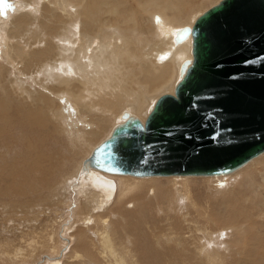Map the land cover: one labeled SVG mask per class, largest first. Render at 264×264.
<instances>
[{
  "label": "bare ground",
  "instance_id": "6f19581e",
  "mask_svg": "<svg viewBox=\"0 0 264 264\" xmlns=\"http://www.w3.org/2000/svg\"><path fill=\"white\" fill-rule=\"evenodd\" d=\"M121 1L17 0L13 1L15 6L10 7L8 12L4 10L5 4L0 1V46L4 42L1 32L7 36V46L11 48L29 40L32 42L36 36H41L33 46L22 47L21 51H11L16 67L23 63L27 65L29 58L43 60L49 53L44 60L46 66L35 72L32 77L39 79L41 91L52 97L54 95L46 88L57 94H65L60 89L67 86L72 79L78 80L81 86L78 95L58 99L64 109L66 122L57 107L52 110V115L59 119L60 128L57 127L58 122L55 119L47 123L41 119L39 126L35 121L27 122V128L20 134L16 124L14 128L19 136L7 145L4 136L7 131L5 121L12 122V119L8 111L3 116L0 115V151L8 158L10 149L18 143L22 144L21 150L14 153L9 162L0 166V192L8 190L11 196L16 195L15 200L23 198L26 191L28 197L31 196L30 201H36V198L33 199L35 196H49V200H44L39 205L44 204V210H48L51 208L48 207L51 202L55 207L50 210L54 214L55 226L46 228L47 226L42 227V224L35 223L39 219L38 216L42 215V205L32 207L38 219L31 221V227L27 225L21 230H16L11 226L9 230L6 229V235H12L19 243L3 236V241L0 240L1 262L20 264L25 261L24 257L31 258L53 250L58 239L57 228L61 222L59 219H65V209L60 207L70 204L72 199L68 196L71 190L76 198L75 204L72 205L75 207L73 222L65 230L72 242L66 256L68 260L65 258L63 263L56 261L48 264H264V222L262 223L263 219L259 215L264 211V152L230 173L215 176H133L125 173H106L85 163L93 150L110 136L114 127L124 122V112L144 124L160 96L174 95V88L181 78V65L192 60L191 36L177 43L176 33L183 26L191 28L196 18L204 12H200L201 4H196L195 0H190V9L182 3L184 0H170L171 4H163L161 9L155 4L156 0H143L140 2L143 13L129 16L132 12L130 10L126 16L128 5H123ZM210 1L213 3L214 0ZM33 3L40 9L39 17L32 15L30 4ZM57 3L61 9L52 16L47 15L48 11L54 12ZM115 3L118 8L116 18L110 12ZM65 5L66 8H71V5L77 7L72 20H68L70 17L65 13ZM109 20L111 23L107 25ZM44 21H48L50 25L45 26ZM101 24L106 26V29H101L106 35L104 42L97 44L95 39L101 34L95 36V32L100 30ZM64 29L67 32L72 31L73 35L68 34L63 45L60 42L53 44L48 37L45 40L46 35H57ZM41 30L45 31V35ZM76 32L85 35L79 37ZM57 44L63 47L56 46ZM135 47L140 53L137 59L132 54ZM127 54L132 55L131 58L127 56L130 61H137V74H134V71L126 74ZM1 63L0 60V71L11 75L13 86L18 85L19 89L16 87L15 92L20 94L21 100L26 88L22 87L24 82L20 81L18 70ZM122 73L126 75L123 76ZM126 77L132 86L139 87L138 90L133 91L130 87L126 89V81H121ZM96 82L100 86L104 85L105 90L109 89L110 84H117L115 89H111L115 90L114 94H117L116 90L119 91L123 85L124 91L118 93L119 97L104 95V102L100 106L85 104L86 106L82 107V96L86 94L91 98V95L99 90ZM161 84L163 87L158 92L154 89L155 94H150V89ZM93 87L98 90L94 91ZM36 88L31 87L29 91L34 101V95L38 94L39 90ZM13 92L10 91L12 98ZM69 99L72 101L71 112L66 104ZM49 104L50 107L53 106V102L49 101ZM140 107L142 111L138 114ZM78 110L87 111V118L79 116L84 122L81 123V133H85L89 146L78 143L76 149L68 142L71 149H68L71 151L69 154L74 157L71 160L60 156L58 152H48V147L43 143L49 138L53 143H57L62 136L70 139L76 134L78 140L77 137L81 134H77L75 130L72 134L68 127L72 125L77 128L80 124H74L73 121ZM18 112L23 119L25 109L22 101L18 105ZM28 114L35 115L36 111H28ZM97 114L101 116H88ZM26 120L29 121L28 118ZM51 125L53 128L49 130ZM66 126L68 129H65ZM24 136H28L26 141L23 140ZM101 137L103 138L100 140ZM39 146L46 150L41 155V159L46 160L45 163L36 161ZM62 155L65 156L64 153ZM81 155H84V158L78 157ZM67 162L70 166L76 163L70 173H67L70 167L62 166ZM50 166L54 168L48 176ZM55 169L58 170L59 176L54 173ZM25 176L26 179H23ZM198 179H201V183L199 182V188L195 189L189 180L197 182ZM43 181L45 184L47 181L55 182L47 184V189L42 190ZM159 181H162L164 186L159 184ZM44 193L47 195L44 196ZM118 207L120 209L116 210ZM107 218H113L115 223H109ZM246 224L256 225L257 231L252 230L253 234L247 236ZM42 230H46L44 235ZM35 231L37 232L34 233ZM237 235H241V241L247 239V250L238 258V251L234 249V258L230 254V246L236 243L232 238Z\"/></svg>",
  "mask_w": 264,
  "mask_h": 264
},
{
  "label": "water",
  "instance_id": "95a60500",
  "mask_svg": "<svg viewBox=\"0 0 264 264\" xmlns=\"http://www.w3.org/2000/svg\"><path fill=\"white\" fill-rule=\"evenodd\" d=\"M192 60L144 124L124 122L86 159L133 176H215L264 152V0H220L175 36Z\"/></svg>",
  "mask_w": 264,
  "mask_h": 264
},
{
  "label": "rangeland",
  "instance_id": "374dc122",
  "mask_svg": "<svg viewBox=\"0 0 264 264\" xmlns=\"http://www.w3.org/2000/svg\"><path fill=\"white\" fill-rule=\"evenodd\" d=\"M0 1L5 4L6 8L4 10L6 12H8V9L10 7H14L15 6L14 3H13V1H17V0H12V1L0 0ZM141 1H143V0H133V1H131V0H128V1L127 0H122L120 3H124L123 5H125V6L128 5V11H126V16L129 14V11L130 10H132V12L129 14V16L130 15H133L135 13H138V14L143 13V11H142L143 9L141 8L143 6L140 4ZM175 1L181 2L183 0H181V1L180 0H175ZM195 1H196V4H201L200 12H203V11L207 10L208 7L210 8L212 5H214L215 3H217V2H215L216 0H214V1L212 0L213 3L210 0H195ZM70 3H72V1H70ZM166 3H167V5H170L171 4L170 0H156V3L155 4H157L159 6V8L161 9L162 6H163V4H166ZM182 3L185 5V7L187 9H190L191 8L190 0L189 1L188 0H184ZM202 3L204 4V6H203ZM30 6L33 9L32 15H34L36 17H39L40 16V12H39L40 9L37 7V5L33 3V4H30ZM66 6L67 5L64 6L65 13H67L68 18L70 17L68 20H72L74 18V17H72V15L76 14L77 7L75 8L74 6L71 5V8H70V6L68 5L69 7L66 8ZM125 6H122V7H125ZM69 8H70V10H69ZM138 8H140V9H138ZM60 9H61L60 4L57 3L56 4V9L54 10V12L51 13L50 11H48L49 13L47 12L48 13L47 15L52 16L53 14H56L57 11L60 10ZM117 11H118V8H117L116 3H115V5H112L111 8H110V12H111V14H114V17L115 18L118 16L117 15ZM47 20H49V19H47ZM48 23H49L48 21L47 22L44 21V25L45 26L50 25ZM110 23H111V21L109 20L108 23H107V25H109ZM104 25L105 24H101L99 26L100 30L98 29L99 31L96 30V32H95V36L97 34H101V35L97 36L96 39H95V43H97V44L104 42L106 33L103 32V31H101V29H103V30L106 29V26H104ZM51 32L52 31H50V33ZM41 33H43L45 35V31L44 30H41ZM68 34L69 35H73V32L72 31H68L67 32L64 29L60 34H57V35H54V36H47L46 35L45 36V40H47V37H48L52 41L53 44L54 43L56 44V42H60V44L63 45ZM76 34H78L79 37H83L85 35L82 32H80V34L78 32H76ZM1 35L4 38L3 45L0 46V60L2 62L1 64L2 65L3 64H6L8 67L15 68L16 70H18V75L20 76V81H23L24 82V85L22 87L24 89L26 88V93L24 94V96L20 100V94L19 93L17 94L15 92L16 87H17V90L19 89L18 88V85L16 84V87L13 86L14 85V81L11 80V78H10L11 75L9 73H5L6 71H2V70L0 71V115L3 116L7 111L10 112V116L9 117H11L12 122L5 121V123L7 125V131H6L5 135H4L5 138H6V144L7 145H10V143L12 142V140L15 141V138L19 136L18 135V132H17V129L14 128V126L16 124H18V131H19V133L22 132V131H24L27 128V126H25L27 122L35 121V122H37V124L39 126L40 125L39 124V120H41V119L44 120L46 123H47V121H51L52 122L53 119H55V121L58 122L57 127H59V119L58 118H55L56 115L55 116L52 115V110L54 108H56V107H57V110L59 111L60 116L66 122L67 121V118H66V115L63 113V110L64 109L61 107V104L58 101V99H63L65 97H67L68 95H78L80 93V91H81V86H80V82L78 80L72 79L71 82L68 83L67 86L62 87L60 89L62 92H65V94H57V93H55L50 88H46V89H47L48 92H50L51 94H53L54 97H52L50 94L43 93L41 91L42 90L41 89V86L38 84L39 79L38 78H32V77L35 74V72H37L39 70H42L46 66V65L44 66V60H45V58H47L49 56V53H48V55L43 60H37L35 58H29L27 65H25V63H23V64L20 65V67H16V65L14 64V61L15 60H14L13 55H12V52H11L12 50L13 51H21V48L22 47L23 48H26L27 46H33L34 44H36L40 40L41 36H36L37 38L36 39H33L32 42H31V40H29L26 43H20V46H18V47H12L11 48V47H8L7 46V36L4 33H2V32H1ZM61 45H58L57 44L56 46L63 47ZM42 46H44V44H42ZM133 49H135V50H133L135 53L134 52L132 53L133 54V57L135 59H137L139 57L140 53H139L137 47H135ZM119 53H122V52H119ZM37 54L38 53H36L35 56H37ZM129 55L130 54H127L126 55V62H128V63H126V64H128V66H126V67L128 69L125 68V66L123 67V69L124 68L126 69V74L129 71H134V74H137L136 71H138V69H139L138 64H137V61H130L128 59V57L131 58L132 55H130V56ZM132 64H135V66L132 65ZM40 66H42L41 69L39 68ZM132 66H133V69H131ZM4 70H6V69H4ZM126 74L125 73H122L123 76H125ZM117 78H119V77L117 76ZM121 81H126V89H127V87L128 88L130 87L129 89H133V91H135V90H138V88H139V87L136 88V87L132 86L129 82H127V77L125 78V80L122 79ZM117 82H119V81H117ZM84 85H86V84H84ZM96 85L98 86V89L99 90L97 89V87H93V90L94 91H96L95 89L98 90L96 92L97 94L95 93V94H92L91 95V98H93V99H91L90 96H88L86 94L83 95L84 98L82 96V101H81L83 103L82 107H85L86 106L85 104H90L92 107L100 106L104 102V100H103L104 95H106V96H110L111 95L112 97H119L120 95L118 93H121V92L124 91V89H123L124 85L122 86V88H119L120 89L119 91L116 90L117 94H114V91L115 90L114 91L111 90V89H115L117 84L116 85L113 84V86L110 84L109 85V89H107V90H109V92H106L107 90L103 89L104 88V85H101L100 86V85L97 84V82H96ZM31 87H33V88L34 87H37L39 89L38 90V94L34 95L35 101L29 95V91H30V88ZM89 87H91V86H88V88ZM162 87H163V84H161V85H159L157 87H154V88L150 89L149 92H150V94H155V90L158 92ZM129 89L126 90V92L129 91ZM10 91H14L13 92V94H14L13 95V98L10 95ZM38 99H40V100H38ZM21 101H22V106L25 109V117L23 119H21V116L19 115V112H18V105L20 104ZM49 101L53 102V106L52 107H50L51 105L49 104ZM66 104H67V106L69 105L68 106V109H70V110H68V111H70V112L73 111L72 108H71L72 101L70 99L66 102ZM76 105L81 106L78 103H76ZM44 108L46 109L45 112H44ZM65 108H67V107H65ZM138 109L139 110L137 112L139 114V112L142 111V107H140ZM31 110H35L36 111V114L35 115L28 114V111H31ZM77 113L78 114H76V116H74V120L73 121H74V124H77V122H79L80 124L77 125V128H73L72 125H70L68 127H70V132L72 134H73V130H75L77 134H81V135H78V137H77L78 140H76V137H75L76 134H73L72 138H70V139H66L67 136H66V138H64L62 136L63 138L62 137L59 138V142H57V143H53L52 142V139L49 138L47 141H45L43 143L44 146H47L48 147V152H50V153H57L58 152V153H60V156L69 158V160H71V159H74V157L73 156H70L71 154H69L71 152L70 151L71 149H70V147L67 144L68 142L71 145V147H73V148H76V146L78 145V143H80V144L84 143V144H87L88 145V140H87V137H86L85 133H81V132H83L82 131L81 123L83 124L84 122H82V120H80V116H79V115H81L84 118H87V116H85V114L87 113V111H85V110H78ZM13 114H14V116H13ZM88 116H89V118H93V117H97V116L100 117L101 115L100 114H97V115H88ZM27 118L29 119V121L26 120ZM69 118H71V117H69ZM67 125H68V123H67ZM52 126L53 125L50 126V129L49 130H51V128H53ZM0 127H1V124H0ZM65 129H68L67 126H66ZM65 131L68 132L67 130H65ZM102 138L103 137H101L100 140ZM27 139H28V136H24L23 137V140L24 141H26ZM21 148H22V144H20V143L16 144L13 148L10 149V154L8 155L9 156L8 158H7L6 155L3 154V151H0V166H2L5 162H9L8 160H10V158L12 157V155H14V153L20 151ZM68 149H70V150H68ZM45 151L46 150H44L42 146H39L37 148L36 161H38L40 163H45L46 160L45 159H43V160L41 159L42 158L41 157L42 152H45ZM63 153L65 154V156L62 155ZM87 153H88V151H87ZM87 153H86V155H87ZM78 157H80L82 159V158H84V155H81V156H78ZM1 161H3V162H1ZM75 164L73 163L70 166L69 165V162H67V164L64 163V165H62V166L66 167V168L67 167H70V169L67 172V173H70V171L74 169ZM53 168L54 167H51L50 166V172H49L48 176L52 173ZM54 173L57 174V176H59L58 170L55 169L54 170ZM5 174H6V172H5ZM22 178L23 179H26V176L25 177H22ZM200 178H202V177H200ZM164 179H169V178H164ZM220 179H223V177H220ZM239 179H241V178H238V180ZM199 180L201 181V179H198L197 182H195L193 180H191V181L189 180V182L191 184L193 183L194 188L197 189V188H199V186H198V183L200 182ZM52 182H55V181H47L46 184L43 181L42 184H41V189L42 190L45 189V188L47 189V184H50ZM164 182H167V181H164ZM159 184L162 185V181H159ZM1 186H3V185H1ZM27 186H29V185H27ZM162 186H164V185H162ZM27 188H26V190H27ZM28 190H31V189L28 188ZM70 192H69V196L68 197H69V199H72L71 200L72 203L70 202V204L67 203L65 206H61L60 207L62 209H65V212L63 213L65 219L64 220L59 219L61 222H60V227L57 228L58 229L57 230V234H58L57 238L58 239H57L56 245H54L55 247L53 248V250L52 251H46V252H44L42 255H39L40 257L39 256H35V257H31V258L28 257V256L27 257H24L25 258L24 260L26 262L24 261L25 263L24 262L23 263L21 262L20 264H48V263H54L56 261L57 262H60V263H63V262L66 261V259H67L66 256H67V253L69 252V250H70V248L72 246V242L70 240L69 233L66 234L65 230L73 222V215L72 214H73V211H74V208L75 207L72 206V205L75 204V198H76L75 197V193L73 191H71V190H70ZM27 193H28V191H26V193H25L26 195L23 196V198H17L15 200L14 197L16 195L14 197L11 196L10 195V192L8 190L5 191V192H3V193L0 192V240L3 241V236H4L7 239H8V237L11 238V241H14L15 243H19V242H17V240H16L15 237H12V235H9V236L6 235L7 230H9V228L11 226H14V229H16V230H21L22 228H25L27 225H29V227H31L30 226L31 221L33 222L34 220L38 219L37 218L38 215H37L36 212H34L35 209L33 210V208L35 206L41 207L42 205H44V204H41V206H40L39 204L41 202H44V200H49L50 199V198L48 199L49 196H46L44 198H42V197L39 198V197L35 196V197H33V199L36 198V201L35 200L30 201L31 199L29 197H31V196L28 197V194ZM45 195H47V194L44 193V196ZM45 207H46L45 205L43 207H41L43 209V210H40L41 213H42V215L40 214V216H38L39 219L36 222L35 221L34 222L35 223H38V224H42V227H46L47 226L46 228H50L52 226H55V223L53 221L54 214H52V211H50L51 208H55V207L52 206L51 202L48 205V207H51V208H48V210H44ZM120 208H122V206H120ZM120 208L118 207L116 210H119ZM259 215H261V219H263L262 220V223H263L264 222V211L260 212ZM112 216H114V214H112ZM108 220H109L108 222L111 223V224H114L115 223V220L113 218H110ZM28 221H29V223H28ZM26 222L28 224H26ZM252 230L257 231V226L256 225L249 226V224H246V226H245V231H246L245 234L247 236L249 234L250 235L253 234V231ZM36 232L37 231H35L34 233H36ZM45 232H46V230H42V234L45 233ZM162 232H164V231H162ZM240 237H241V235H237V236H234L232 238V240L234 242H236L235 244L233 243L232 246H230V249L232 250L230 252V254H232V256L234 258L236 256V255H233V254H235L233 252L234 249L238 251V254H237L238 258L241 257L244 254V251L245 250H247V246L245 245L246 242H247V239H245V240L243 239L241 241L240 240ZM1 257H2V255L0 254V264H8V263H5V262H1L2 261ZM227 259H230V258H227Z\"/></svg>",
  "mask_w": 264,
  "mask_h": 264
}]
</instances>
